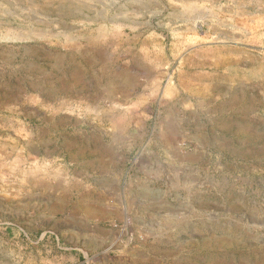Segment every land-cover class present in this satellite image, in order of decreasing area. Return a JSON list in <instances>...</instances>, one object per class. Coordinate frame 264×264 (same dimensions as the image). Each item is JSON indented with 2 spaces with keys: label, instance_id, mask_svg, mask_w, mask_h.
<instances>
[{
  "label": "rangeland",
  "instance_id": "obj_1",
  "mask_svg": "<svg viewBox=\"0 0 264 264\" xmlns=\"http://www.w3.org/2000/svg\"><path fill=\"white\" fill-rule=\"evenodd\" d=\"M47 261L264 264V0H0V264Z\"/></svg>",
  "mask_w": 264,
  "mask_h": 264
},
{
  "label": "crops",
  "instance_id": "obj_2",
  "mask_svg": "<svg viewBox=\"0 0 264 264\" xmlns=\"http://www.w3.org/2000/svg\"><path fill=\"white\" fill-rule=\"evenodd\" d=\"M26 264H33V263H26ZM36 264H60L59 262H54V261H47L44 263H36ZM73 264H77V263H73Z\"/></svg>",
  "mask_w": 264,
  "mask_h": 264
},
{
  "label": "bare ground",
  "instance_id": "obj_3",
  "mask_svg": "<svg viewBox=\"0 0 264 264\" xmlns=\"http://www.w3.org/2000/svg\"><path fill=\"white\" fill-rule=\"evenodd\" d=\"M54 9V8H53Z\"/></svg>",
  "mask_w": 264,
  "mask_h": 264
}]
</instances>
